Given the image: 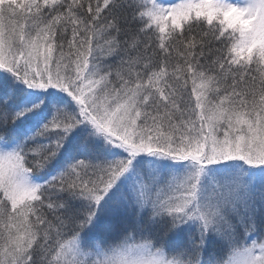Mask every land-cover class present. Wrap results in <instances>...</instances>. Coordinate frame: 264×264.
Returning <instances> with one entry per match:
<instances>
[{
  "label": "snow or ice",
  "instance_id": "1",
  "mask_svg": "<svg viewBox=\"0 0 264 264\" xmlns=\"http://www.w3.org/2000/svg\"><path fill=\"white\" fill-rule=\"evenodd\" d=\"M0 264H264V0H0Z\"/></svg>",
  "mask_w": 264,
  "mask_h": 264
}]
</instances>
